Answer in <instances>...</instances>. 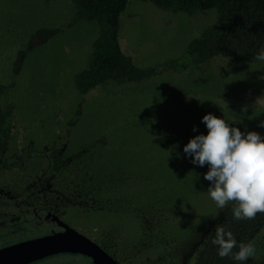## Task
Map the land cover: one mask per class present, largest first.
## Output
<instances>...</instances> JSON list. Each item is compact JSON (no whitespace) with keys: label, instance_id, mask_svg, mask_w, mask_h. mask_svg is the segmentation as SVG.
Here are the masks:
<instances>
[{"label":"rangeland","instance_id":"obj_1","mask_svg":"<svg viewBox=\"0 0 264 264\" xmlns=\"http://www.w3.org/2000/svg\"><path fill=\"white\" fill-rule=\"evenodd\" d=\"M72 14L70 0H0V85L11 82V64L35 30L61 26ZM214 14L189 16L129 0L118 19L119 48L137 68L178 59ZM96 33L95 22H77L26 55L2 96L11 112L0 178H48L51 151L78 159L54 174L95 188L101 211L79 218L88 235L123 242L128 264H191L225 209L207 194L208 166L192 164L183 148L207 135L201 121L209 113L264 136V61L235 65L213 57L181 72L107 82L80 95L72 76L86 68ZM162 136L177 142L152 143ZM251 242L256 255L243 264H264V226Z\"/></svg>","mask_w":264,"mask_h":264},{"label":"trees","instance_id":"obj_2","mask_svg":"<svg viewBox=\"0 0 264 264\" xmlns=\"http://www.w3.org/2000/svg\"><path fill=\"white\" fill-rule=\"evenodd\" d=\"M129 0H70L72 17L58 27L35 30L26 40L11 64V82L0 85V97L13 87L26 55L45 44L64 29L77 22H95L97 33L91 43L87 66L72 76L74 90L85 95L107 82L141 83L165 72H181L190 65H198L213 57L227 59L231 64L242 65L256 61V55L264 48V0H133L147 2L158 10L193 15L214 10V22L204 27L198 36L184 48L180 58L166 60L153 67L137 68L125 56L118 45V19ZM10 110L4 113V117ZM0 141L7 138L8 129L1 122ZM177 139L162 136L152 140L154 145L173 144ZM232 206L226 208L216 226L231 231L237 244L252 241L264 226V214L254 220H236ZM216 228V227H215ZM215 231L197 250L191 264H236L231 257L220 258L218 246L212 243ZM233 249V251H237Z\"/></svg>","mask_w":264,"mask_h":264},{"label":"flooded vegetation","instance_id":"obj_3","mask_svg":"<svg viewBox=\"0 0 264 264\" xmlns=\"http://www.w3.org/2000/svg\"><path fill=\"white\" fill-rule=\"evenodd\" d=\"M0 109H2L0 135L2 121L8 129L6 140L0 141V152L4 156L10 135V114L4 118L3 116L7 109L10 110V105L6 104L3 97H0ZM60 153V151L49 152L50 166L46 170L49 177L46 179L18 183V181L0 178V250L74 232L97 246L117 264H128L129 259L120 248L123 242L120 244L112 240L113 236L107 239L103 234L98 235L95 232L88 235L80 226L79 218L101 211L98 209L100 200L91 194L95 191L94 187H83L75 177L55 176L54 173L61 167L67 166L71 160H78L75 158L64 160ZM98 237H100L99 240L104 239L113 252L104 247L100 241L98 243ZM62 259L64 262H59ZM51 260L57 261L58 264H95L90 255L88 256L85 252L70 250L49 254V246L26 264H49Z\"/></svg>","mask_w":264,"mask_h":264},{"label":"clouds","instance_id":"obj_4","mask_svg":"<svg viewBox=\"0 0 264 264\" xmlns=\"http://www.w3.org/2000/svg\"><path fill=\"white\" fill-rule=\"evenodd\" d=\"M255 59L264 61V48ZM201 122L207 135L191 138L183 152L192 158V164L208 166L203 178L210 182L207 194L216 208L224 210L232 205L236 220H254L257 214H264V136L255 131L241 132L211 113L204 115ZM214 231L212 243L218 246L220 258L231 257L243 264L255 257L253 242L237 244L232 232L223 226H216Z\"/></svg>","mask_w":264,"mask_h":264},{"label":"water","instance_id":"obj_5","mask_svg":"<svg viewBox=\"0 0 264 264\" xmlns=\"http://www.w3.org/2000/svg\"><path fill=\"white\" fill-rule=\"evenodd\" d=\"M49 246V254L62 251H82L95 264H117L102 250L77 233L61 234L48 240H35L0 250V264H26ZM91 252V253H90ZM90 253V254H89Z\"/></svg>","mask_w":264,"mask_h":264}]
</instances>
